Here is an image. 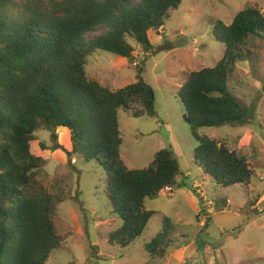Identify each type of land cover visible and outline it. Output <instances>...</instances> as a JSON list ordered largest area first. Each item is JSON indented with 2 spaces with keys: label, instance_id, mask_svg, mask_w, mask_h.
I'll return each instance as SVG.
<instances>
[{
  "label": "trees",
  "instance_id": "16d2710c",
  "mask_svg": "<svg viewBox=\"0 0 264 264\" xmlns=\"http://www.w3.org/2000/svg\"><path fill=\"white\" fill-rule=\"evenodd\" d=\"M181 1L50 0L35 6L29 1L14 16L13 0H0V264H47L61 246L54 216L64 195L48 191L38 179L47 160L32 151L37 129L50 130L54 139L55 130H67L69 155L103 168L112 213L122 221L109 233L111 244L133 243L155 213L146 208V199L166 186H179L184 173L168 148L158 150L144 168L129 169L121 158L119 110L135 118L157 114L154 89L142 78V67L134 82L117 89L91 79L86 67L97 49L134 62L129 38L152 53L149 31H159ZM99 26L107 29L86 40ZM217 28V40L226 45L222 58L190 72L179 97L196 141L194 163L221 187L248 186L255 175L246 158L199 129L252 118L253 109L241 105L228 80L245 58L248 38H264V13L248 5L229 25L218 22ZM170 222L164 217L163 230L146 243L151 259L167 254Z\"/></svg>",
  "mask_w": 264,
  "mask_h": 264
},
{
  "label": "rangeland",
  "instance_id": "374dc122",
  "mask_svg": "<svg viewBox=\"0 0 264 264\" xmlns=\"http://www.w3.org/2000/svg\"><path fill=\"white\" fill-rule=\"evenodd\" d=\"M29 1L31 6L50 2L13 0L10 12L19 15ZM248 5H257L264 13V0H182L159 31H149L152 53L128 39L136 65L99 49L87 58L89 77L109 89L134 82L140 66L142 78L154 89L155 116L135 118L118 112L125 165L147 167L158 150L168 148L184 174L172 194L146 199V208L155 213L142 235L122 248L108 238L122 221L112 213L103 168L94 160L82 162L69 155L67 130H55L56 139L50 130H35L32 151L47 160L38 179L48 191L64 195L54 216L61 246L47 264H264V198H260L264 194V38H248L245 58L236 63L228 80L241 105L253 109L252 118L240 125L199 129L201 135L225 142L246 158L255 175L248 186L221 187L194 163L196 141L179 97L190 72L213 67L222 58L226 45L217 40L218 22L229 25ZM106 29L99 26L85 39ZM40 143L48 148L43 150ZM164 217L173 227L171 245L164 258L151 259L145 245L163 230Z\"/></svg>",
  "mask_w": 264,
  "mask_h": 264
},
{
  "label": "built area",
  "instance_id": "2783aa9c",
  "mask_svg": "<svg viewBox=\"0 0 264 264\" xmlns=\"http://www.w3.org/2000/svg\"><path fill=\"white\" fill-rule=\"evenodd\" d=\"M134 65H136V62H132ZM174 192V188L172 186H166L161 189L160 196H168ZM264 198V197H263Z\"/></svg>",
  "mask_w": 264,
  "mask_h": 264
},
{
  "label": "crops",
  "instance_id": "0c3cea01",
  "mask_svg": "<svg viewBox=\"0 0 264 264\" xmlns=\"http://www.w3.org/2000/svg\"><path fill=\"white\" fill-rule=\"evenodd\" d=\"M127 61V60H126ZM184 177H186L185 175H184ZM195 186H199V184H196ZM194 186V187H195ZM195 189V188H194ZM201 198H202V196L201 195H199ZM264 197V194L260 197V198H263ZM202 200L203 201H206V200H208V198L205 196V198H202Z\"/></svg>",
  "mask_w": 264,
  "mask_h": 264
}]
</instances>
